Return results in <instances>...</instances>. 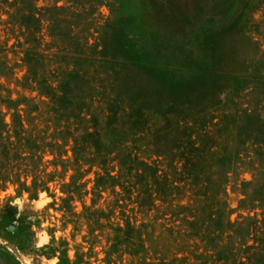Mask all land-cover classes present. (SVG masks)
<instances>
[{
	"label": "rangeland",
	"instance_id": "1",
	"mask_svg": "<svg viewBox=\"0 0 264 264\" xmlns=\"http://www.w3.org/2000/svg\"><path fill=\"white\" fill-rule=\"evenodd\" d=\"M226 1L239 5L245 0L203 2L210 4L213 13L217 3L228 9ZM55 3L66 9L53 10ZM36 6L37 51L50 56L46 63L53 69L82 71L83 80L72 93L85 100L84 106L97 118V126L94 120H71L79 124L82 133L72 124L70 131L82 136L86 128L100 129L109 151H115L109 160L111 166H117L114 175L120 165L112 159L122 150L148 163L163 160L155 154L159 151L169 155L167 164L180 165L198 157L195 161L203 164L204 172L198 181L207 185L218 182L207 189L212 199L208 205L219 201V205H210L225 209V217L236 220L243 197L241 182L252 180L253 174L246 164L230 173L225 182V172L215 170L224 164L222 156L238 147L243 158L250 157L246 163L257 161L256 186L260 189L264 183V0H246L232 24L213 29V24L200 23L201 31L188 37L169 28L167 20L173 11L168 0H37ZM233 13L229 11L227 18L232 19ZM158 18L164 23H153ZM60 37L64 49L57 47ZM9 57L19 62L23 54ZM15 71L18 78L26 75V68ZM0 81L6 83L4 78ZM19 90L25 96H36ZM17 96L14 92L13 97ZM41 112V129L53 134L54 127H46L57 114L49 113L45 106ZM93 138L85 139L90 160L79 161L80 187L69 188L78 193L70 209L61 198L67 196L63 185L70 183L75 173L73 159L65 169L49 162L52 155L44 157L40 169L45 172L40 175L49 190L40 189L35 198L20 191L18 184L0 189V264H131L133 256L125 246L112 256L107 253L112 230L108 226L101 229L97 222L99 218L103 225L124 224L121 209H116L110 221L99 217L102 211L109 213L108 203L115 202L117 196L113 187L103 191L102 198L95 194L100 160L91 163L96 154L95 148H90ZM86 142L80 140L82 145ZM189 142L209 148V157L193 156L187 150ZM73 145L71 136L65 158L74 157ZM183 176L177 175V184L183 183ZM31 183L29 178L27 184ZM115 191L120 192L121 187L116 186ZM93 198L94 207L88 208ZM126 204L128 208L137 206L129 201ZM128 210L130 216L137 214V224L149 225L143 236L147 250L134 258V264L199 263L194 257L205 252V243L199 241L201 245L196 246L194 237L182 236V223L169 209ZM217 260L213 257L199 264H222Z\"/></svg>",
	"mask_w": 264,
	"mask_h": 264
},
{
	"label": "trees",
	"instance_id": "2",
	"mask_svg": "<svg viewBox=\"0 0 264 264\" xmlns=\"http://www.w3.org/2000/svg\"><path fill=\"white\" fill-rule=\"evenodd\" d=\"M36 3L37 0H0V79L6 80V83L0 81V106H2L0 109V189H6L8 184H18L20 191L29 192L31 198H35L40 189L49 190L47 182L42 180L40 175L41 172H45L40 169L44 157L47 154L52 155L54 159L49 162L55 166L62 165L65 169L73 159L75 173L71 175V182L63 185V188L67 189L63 191L67 196L61 198L65 208L70 209V204L78 193L72 189L69 191V188L80 187L78 180L82 174L81 159L90 160L87 159L89 146L85 139L96 137L90 144L93 145L90 148H95L96 151L91 163L97 159L100 160L98 164L100 170L95 172V194L102 198L103 191L113 187V192L117 196L115 202L108 203L109 213L102 211L99 217L110 221L116 209H121L119 215L124 222V224L119 222L116 225H103L98 218L97 222L101 229L105 230L108 226L112 230L107 237L111 242L107 252L109 255L112 256L120 247L125 246V250H130L133 256L131 264H134V258L142 254L141 251L147 250L146 239L143 236L148 232L149 225L137 224V214L130 216L128 209H133L132 212L134 209H139L138 212L141 213L149 209H169V213L182 223L180 225L183 229L182 236L184 233L185 236L194 237L196 246L201 245L199 241L205 243V252L196 254L194 257L199 263H206L207 259L216 257L222 264H264V183L260 189L256 186L258 175L254 168L257 161L249 159L246 163V158L250 157L243 158L240 149L234 147L230 153L222 156L224 164L221 169L216 167L215 171L225 172V182L228 181L230 173L234 174L237 169L243 168L246 164L249 166L247 169L253 174L252 180L241 182L244 187L242 188L243 197L239 200L237 207L239 215L234 221L225 217V209L211 206L219 205V201L208 205L212 199L207 189L218 182L209 181L211 184L207 185L206 181L202 183L198 181L199 176L204 173L201 172L203 164L195 161L199 159L198 157H191L192 161L186 159L187 161L180 162V165H176L173 161L167 164L169 155L163 156L165 153L159 151L155 154L163 160L148 163L122 150L112 159L118 160L120 165L119 172L116 175L112 174L117 166L116 164L111 166L109 160L111 161L110 154L115 151H109L110 147L103 142L106 139L103 137V132L100 129L92 131L86 128L81 136L74 135L70 131L72 124L82 133L78 129L79 124L70 123L71 120L80 123L85 120L92 123L94 120V126H97V118L88 111L90 109H86L85 100L73 95L75 90L73 91L72 88H77L79 80H83L82 71L59 67L53 69L46 63L50 56L37 51L36 31L39 19ZM243 7L244 4L239 6L232 19L215 23L213 29L232 24ZM51 8L59 11L66 9L56 3ZM60 38L58 39L60 45L57 47L64 49L63 38ZM9 54L15 57L23 54V57L21 61L16 62L9 57ZM16 68H26V75L18 78ZM11 83L16 84L14 89L10 88ZM20 88L36 93V96H25L21 94ZM14 92L17 93V97H13ZM37 99L39 102L36 101ZM43 106L49 113L57 114L51 117L54 122L48 120L49 127H46L50 129L51 124L52 128L54 127L53 134L41 129L39 117H42ZM55 120L59 122L58 125ZM71 136L74 141L72 147L74 157L65 158L68 156L67 146ZM80 140L86 144L82 145ZM189 146L187 150H191V153H194L193 156L209 157L210 149H206L204 145H191L189 142ZM120 154L123 158L117 159L121 157ZM209 169L211 170V167ZM180 173L185 176H183V183L179 185L175 178ZM29 178H32L31 185L27 184ZM149 180H152L150 184ZM116 186L121 187L120 192L115 191ZM184 200L188 202L184 203ZM95 201L96 199L93 198V204L88 208L94 207ZM128 201L137 206L128 208L126 204ZM157 201L161 204L157 205ZM204 210L209 211L204 213ZM157 264L160 263L157 262ZM191 264H197V262Z\"/></svg>",
	"mask_w": 264,
	"mask_h": 264
},
{
	"label": "flooded vegetation",
	"instance_id": "3",
	"mask_svg": "<svg viewBox=\"0 0 264 264\" xmlns=\"http://www.w3.org/2000/svg\"><path fill=\"white\" fill-rule=\"evenodd\" d=\"M203 1L204 0H168V5L171 6L173 11V15H171L172 17L170 16L167 20V23L170 26L169 28L179 32L183 37H188L191 32H199L201 30L202 26H200V23L205 25H215L217 22L221 23L229 20L227 18L229 11L233 10V14H235L239 6L246 2L245 0L239 5H234V3L232 5L226 1L224 4L229 5L228 9L225 5L221 6V3H217L214 5L216 10L212 13L210 4ZM215 1L219 2V0ZM191 9H194V11ZM201 11H204L205 14L201 15ZM162 22L164 23V20L160 21L159 18L153 20V23L155 24H161Z\"/></svg>",
	"mask_w": 264,
	"mask_h": 264
},
{
	"label": "water",
	"instance_id": "4",
	"mask_svg": "<svg viewBox=\"0 0 264 264\" xmlns=\"http://www.w3.org/2000/svg\"><path fill=\"white\" fill-rule=\"evenodd\" d=\"M14 229V226L12 225V226H10V230H13Z\"/></svg>",
	"mask_w": 264,
	"mask_h": 264
}]
</instances>
